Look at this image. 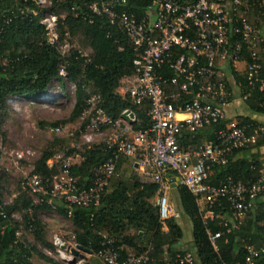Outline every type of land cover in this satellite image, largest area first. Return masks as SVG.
<instances>
[{"label":"built area","instance_id":"built-area-1","mask_svg":"<svg viewBox=\"0 0 264 264\" xmlns=\"http://www.w3.org/2000/svg\"><path fill=\"white\" fill-rule=\"evenodd\" d=\"M150 1L151 7L141 20L124 9L130 0H95L90 6L93 14L105 17L142 52L133 62L134 75L122 81L134 83L124 89V96L134 106H148L150 127L132 133L131 126L136 122L132 111L123 112L127 113V121L121 118L114 121L98 107L99 96L88 98L82 116L97 103L87 126L88 132H99L103 127L127 130L122 125L124 122L132 136H120L106 142L103 148L108 158L93 167L85 179L71 172L73 167L85 161L83 154L73 153L68 154L60 165L55 158L49 159L46 167L51 171L50 175L43 178L32 174L21 183V189L33 204H45L54 209L58 206L70 218L76 209L97 210L111 182L118 177L119 163L133 160L137 170L150 184L157 186L153 205L158 208L160 223L166 230V221L176 217L168 199L171 182L165 178V172L171 171L176 184L196 199L205 234L217 252L218 241L240 228L256 200L264 201V170L259 171L256 179L252 177L245 182L229 177L218 185L207 182L214 168L227 166L235 152L248 149L258 137L264 136V127L248 129L230 121L215 132L213 141H206L195 149L180 147L177 138L182 134L195 138L200 131L225 120L230 93L217 81V61L233 66L246 52L250 59V62H244L247 81L250 87L254 86L260 70L256 50L264 41V34L238 14L239 9L249 10L250 0H198L196 4L186 6L178 5L174 0ZM40 22L47 36L57 39L55 18L45 15ZM164 65L171 71L169 78L157 73ZM167 86L176 91L167 94ZM260 90H264V83ZM61 131V127H56L55 132ZM85 139L90 141L87 135ZM88 150L92 149L89 147ZM4 205L10 204L4 202ZM15 215L11 218L20 222ZM20 234L18 232L17 236ZM98 235L100 247L94 256L104 264H199L193 252L177 253L172 259L161 261L150 256L149 247L137 255L115 237L102 232ZM53 245L64 259V244L58 236ZM245 251L243 264H255L264 248L245 246Z\"/></svg>","mask_w":264,"mask_h":264},{"label":"trees","instance_id":"trees-1","mask_svg":"<svg viewBox=\"0 0 264 264\" xmlns=\"http://www.w3.org/2000/svg\"><path fill=\"white\" fill-rule=\"evenodd\" d=\"M94 2L95 0H51L53 10L59 9L65 13L63 20H57V41H62L65 34L82 36L91 50L90 56L85 58L75 50L62 56L56 45L48 41L47 31L40 22L43 12L35 1L0 0V134L3 137V113L11 97L30 100L40 97L54 80L61 78L62 67L66 77L76 88L72 119L79 118L90 97L87 90L93 88L100 97L99 107L114 121H118L123 112L129 110L136 115V122L131 126L133 132L145 131L150 127L148 106L136 107L127 96L117 93L120 82L134 75L133 62L142 52L128 41L119 28L111 26L105 17L92 13L90 6ZM174 2L186 6L196 4L198 0ZM249 3V10L239 9L238 14L245 17L250 25L264 28V0H250ZM150 7V0H130L124 9L141 20ZM256 52L260 70L253 87L248 85L245 71L235 72L232 64H228V67L239 87L240 97L247 96L243 101L245 106L252 114L264 116V90H260L264 83V41L258 45ZM239 62H250L246 52L242 53ZM219 63L221 62L217 61L216 65ZM157 73L164 78L172 76L166 65ZM217 81L223 83L230 93L226 80L219 74ZM165 90L167 94L176 91L169 86ZM229 101L230 97L228 103ZM236 122L248 129L262 126L248 117ZM227 123L224 120L209 126V129L205 128L195 138L182 134L177 142L184 149H195L205 137L213 141V132L224 128ZM55 143L60 145L62 141L56 140ZM262 143L264 136L258 137L256 143L249 148ZM83 155L85 161L71 169L81 179L87 178L91 169L109 156L103 146L88 150ZM53 156L54 148L51 147L36 161L34 174L43 178L49 176L51 171L47 169L46 163ZM126 161L128 160L119 163L117 171ZM261 169L260 162L255 160L233 161L230 157L227 166L213 169V175L207 183L218 185L228 177L242 182L252 177L254 180ZM166 175L171 179L173 173L166 171L165 178ZM137 179L136 175L130 181L121 178L113 184L111 182L97 210L73 211L69 220L75 230L78 246L91 251L94 256L100 247L98 233L106 232L137 255L144 253L148 247L150 256L161 261L172 259L178 253L180 247L177 245L183 241L182 229L174 218H170L165 223L166 230H163L159 210L150 203L156 195L157 186L150 183L138 184ZM178 193L183 213L192 223V246L199 264H243L245 246L264 248V204H259L250 211L237 231L225 234L218 241V251L215 252L205 234L196 199L180 186ZM27 195L21 190L10 205H4L0 183V264H32L33 258L46 264H61L36 249L37 245H41L48 251L54 250L46 240L45 226L40 219V214L51 208L45 204H33ZM57 208L60 215L67 217L62 208ZM14 214L19 215L20 222L11 218ZM18 232L21 233L19 236ZM27 235L32 237L33 244L29 243ZM255 264H264V253Z\"/></svg>","mask_w":264,"mask_h":264},{"label":"rangeland","instance_id":"rangeland-1","mask_svg":"<svg viewBox=\"0 0 264 264\" xmlns=\"http://www.w3.org/2000/svg\"><path fill=\"white\" fill-rule=\"evenodd\" d=\"M33 1L38 4L43 12L41 14L42 21L45 15L55 18V31H57V20H63L65 13L59 9L53 10L51 0ZM42 23L44 24V22ZM261 30L264 34V28H261ZM48 39L56 45L62 56H67L71 50L77 51L80 56L85 58H88L91 54L86 41L80 35L65 34L62 41H57L52 35H49ZM60 76V79H56L51 83L47 91L39 97V100L11 97L6 104L1 126L4 137L0 134V183L3 201L6 204H11L14 198L18 196L22 190L21 183L34 174L36 161L49 148H54L52 158L59 161L60 165L63 164V160L68 158V154H84L87 148L93 149L103 146L110 139L120 136L130 138L132 136L128 125L124 122H122V125L127 127V130H121L120 127H103L99 132H88L87 126L97 103L88 108L86 116L80 115L79 118L72 119L76 104V88L66 77L63 67ZM133 84L121 81L117 93L124 96V89L130 88ZM87 91L89 98L97 96L93 88H88ZM99 105L100 102L98 107ZM56 127H61L62 131L60 133L55 132ZM85 135L89 136V142L86 141ZM56 140L62 141V143L58 145L55 143ZM133 164V160L124 162L122 169L118 172V177L112 181V184L121 178L130 181L131 177L136 175L138 184L149 183L141 172L133 167ZM27 196L29 197V195ZM150 203L153 204V199ZM15 218L20 220L18 214L15 215ZM40 219L45 226L47 242L54 246L55 236H58L63 242L65 258H61L56 253L57 247L55 246L54 250L48 251L41 245H37L36 249L39 252L61 264H104L95 256H88L82 252L79 254L84 255L85 260L74 257L72 251L77 250L78 247L75 230L69 218L58 213L57 207L56 209L51 207L49 211L41 213ZM130 232V234H133V231ZM27 239L30 244H33L32 237L27 235ZM67 257L71 261L68 262ZM32 264L46 263L33 258Z\"/></svg>","mask_w":264,"mask_h":264},{"label":"crops","instance_id":"crops-1","mask_svg":"<svg viewBox=\"0 0 264 264\" xmlns=\"http://www.w3.org/2000/svg\"><path fill=\"white\" fill-rule=\"evenodd\" d=\"M232 67L235 72L243 73L245 71L244 62L235 63ZM217 72H219L218 74L220 75V77L226 80L228 87L230 88V101L225 108V120L230 122V121H237L240 118L248 117L251 120L259 123L260 125L264 127V116L252 114L248 110V108L245 106L244 102L241 100L239 87L231 75V71H230V68L228 67V64L219 63V65L217 66ZM204 130L200 131L199 133L203 132ZM215 132H213L214 138H215V135H214ZM206 141H209V140L205 137V139L201 140V143H204ZM231 157L233 161L255 160L257 162H260V166L262 168L261 170H264V143L258 146L256 145L252 148L246 149L244 151L237 152L235 155ZM122 167L123 166H121L120 170L122 169ZM133 167L137 170L136 165L133 164ZM212 175H213V172L211 173L210 176ZM172 179L174 180L173 182H171ZM168 180L171 182L169 193H168L169 204L172 209V213L175 214L176 216L174 217L175 221L177 222V224L180 226V228L183 231V241L177 245V247H180L178 249V253H184V252L195 253L193 250V246H192L193 245L192 244L193 227H192V223L190 219L184 215L183 210L181 208V198L178 193L179 186L176 184L174 175L172 176L171 179H168ZM172 184L175 185L174 188L171 187ZM259 204H264V201L256 200L254 203V208L252 210H254ZM88 256H92V254Z\"/></svg>","mask_w":264,"mask_h":264},{"label":"water","instance_id":"water-1","mask_svg":"<svg viewBox=\"0 0 264 264\" xmlns=\"http://www.w3.org/2000/svg\"><path fill=\"white\" fill-rule=\"evenodd\" d=\"M120 118H121V120H123V121H127V113L122 114ZM136 167H137V166H136ZM166 178H169V175H166ZM173 181H174V180L172 179L171 182H173ZM171 187L174 188L175 185L172 184ZM80 252H82L83 254H86V255H91V251H89V250H87V249H84V248H82V247H80V246L77 247V250H73V251H72V254H73L75 257H78V258H80V259H82V260H85V256L79 254Z\"/></svg>","mask_w":264,"mask_h":264}]
</instances>
